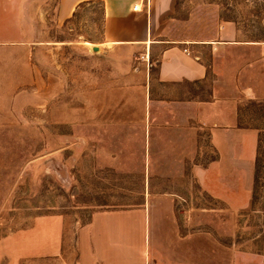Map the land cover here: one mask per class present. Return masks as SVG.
<instances>
[{"label":"crops","instance_id":"obj_1","mask_svg":"<svg viewBox=\"0 0 264 264\" xmlns=\"http://www.w3.org/2000/svg\"><path fill=\"white\" fill-rule=\"evenodd\" d=\"M50 1L0 0V138L3 122H22L17 106L23 104V90L33 88L30 59L38 57L33 42L48 23ZM89 1L103 5L104 45L143 57L150 155L168 160L169 168L187 169L220 206L208 211L264 215V185L261 202L252 204L264 128L249 125L240 112L242 101L264 105V39L245 37L238 22L213 15L205 0L197 6L201 28L191 32L172 33L186 25L174 19L178 0H57L52 23L64 26ZM37 74L38 66L36 83ZM201 138L212 153L204 163L197 161ZM159 194L143 196L133 208L98 210L83 225L77 222L75 264H199L198 234L180 235L176 196ZM63 229L60 216H36L29 228L2 237L0 264L53 261L62 252ZM146 244L152 251L148 261ZM234 264H264V252L239 253Z\"/></svg>","mask_w":264,"mask_h":264},{"label":"rangeland","instance_id":"obj_2","mask_svg":"<svg viewBox=\"0 0 264 264\" xmlns=\"http://www.w3.org/2000/svg\"><path fill=\"white\" fill-rule=\"evenodd\" d=\"M201 1L178 0L174 19L186 25L173 27L172 33L200 30ZM205 1L213 15L238 22L245 37L264 39V0ZM56 3L50 1L48 23L33 42L38 44V57L30 59L33 88L23 90V104L17 106L22 122H3L0 240L29 228L38 215H57L64 220L62 252L38 264H75L77 222L83 225L98 210L130 209L143 196L167 193L176 196L180 235L198 234L199 264H227L228 258L234 264L239 253L264 252V215L216 212L220 206L198 188L187 169L169 168L168 160L148 152L146 66L139 52L104 45L103 5H83L57 27L51 21ZM240 112L249 125L264 128L263 104L242 101ZM199 150L200 163L212 156L206 138L200 139ZM256 177L258 204L264 136ZM142 250L148 261L152 251L147 244Z\"/></svg>","mask_w":264,"mask_h":264},{"label":"trees","instance_id":"obj_3","mask_svg":"<svg viewBox=\"0 0 264 264\" xmlns=\"http://www.w3.org/2000/svg\"><path fill=\"white\" fill-rule=\"evenodd\" d=\"M95 2H100V1H89V2H85V3H83V4H80L79 6H78V10L83 6V5H88V4H92V3H95ZM101 3V2H100ZM102 4V3H101ZM75 14L76 13H73V16L72 17H74L75 16ZM69 21V20H68ZM68 21H66V23L68 22ZM257 177L255 176V180H254V189H253V196H252V204H256V199H255V194H256V192H257ZM261 252V251H260ZM259 252V253H260Z\"/></svg>","mask_w":264,"mask_h":264},{"label":"built area","instance_id":"obj_4","mask_svg":"<svg viewBox=\"0 0 264 264\" xmlns=\"http://www.w3.org/2000/svg\"><path fill=\"white\" fill-rule=\"evenodd\" d=\"M136 9H137V7L135 6V7L133 8V10L136 11Z\"/></svg>","mask_w":264,"mask_h":264}]
</instances>
